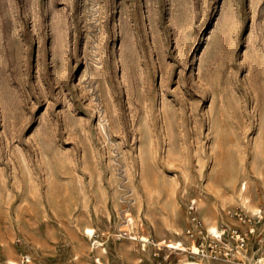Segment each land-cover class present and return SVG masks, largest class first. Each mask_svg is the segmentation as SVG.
<instances>
[{
	"label": "rangeland",
	"instance_id": "obj_1",
	"mask_svg": "<svg viewBox=\"0 0 264 264\" xmlns=\"http://www.w3.org/2000/svg\"><path fill=\"white\" fill-rule=\"evenodd\" d=\"M263 200L264 0H0V264H236L190 206Z\"/></svg>",
	"mask_w": 264,
	"mask_h": 264
},
{
	"label": "built area",
	"instance_id": "obj_2",
	"mask_svg": "<svg viewBox=\"0 0 264 264\" xmlns=\"http://www.w3.org/2000/svg\"><path fill=\"white\" fill-rule=\"evenodd\" d=\"M185 234L196 246L195 253L213 260L236 264H264V200L255 212L231 211L239 224L211 231L198 216L194 203L190 206Z\"/></svg>",
	"mask_w": 264,
	"mask_h": 264
},
{
	"label": "bare ground",
	"instance_id": "obj_3",
	"mask_svg": "<svg viewBox=\"0 0 264 264\" xmlns=\"http://www.w3.org/2000/svg\"><path fill=\"white\" fill-rule=\"evenodd\" d=\"M242 188H244V189L246 188V182H244V181L242 182ZM197 214L201 218L204 217L203 219L207 223L209 230H211V231H217L219 228L220 229H223V227L219 226L218 219L216 217L212 216L210 213L201 210V214H202L203 217L201 216V214L199 212ZM87 232L89 234H91L93 232V229L91 227H87ZM168 246L178 248L179 247V242L178 241H175L173 243H169ZM182 247L183 248H186V246H182ZM192 248H195V246H193ZM201 260L203 261L204 259L201 258ZM184 264H203V263L201 261H189V262H186Z\"/></svg>",
	"mask_w": 264,
	"mask_h": 264
}]
</instances>
